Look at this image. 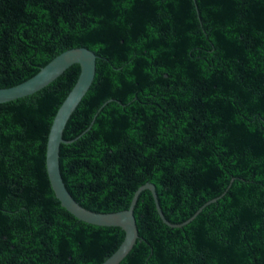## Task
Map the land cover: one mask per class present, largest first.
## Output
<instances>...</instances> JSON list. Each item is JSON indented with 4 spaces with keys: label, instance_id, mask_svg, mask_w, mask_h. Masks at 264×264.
I'll return each mask as SVG.
<instances>
[{
    "label": "trees",
    "instance_id": "trees-1",
    "mask_svg": "<svg viewBox=\"0 0 264 264\" xmlns=\"http://www.w3.org/2000/svg\"><path fill=\"white\" fill-rule=\"evenodd\" d=\"M96 55L68 120L59 166L95 213L143 191L139 238L120 264H264V0H0V88L73 48ZM80 73L0 104V264H102L118 227L61 207L45 154L53 118Z\"/></svg>",
    "mask_w": 264,
    "mask_h": 264
},
{
    "label": "water",
    "instance_id": "water-1",
    "mask_svg": "<svg viewBox=\"0 0 264 264\" xmlns=\"http://www.w3.org/2000/svg\"><path fill=\"white\" fill-rule=\"evenodd\" d=\"M72 65H78L80 73L73 88L58 108L48 134L45 163L52 190L61 207L81 222L100 226L118 227L124 232V240L118 249L110 255L102 264H120L133 249L138 236L134 207L139 195L143 191H149L157 214L161 221L169 228H182L193 221L198 214L208 205L215 203L221 196L214 198L199 208L188 220L181 224L170 223L163 215L158 203L155 186L146 183L140 186L134 193L129 208L114 213H95L80 206L67 191L60 173L59 151L61 144L72 141L63 139L65 126L73 112L89 90L96 73V55L87 48L69 49L53 58L47 65L42 67L33 77L10 88H0V104L8 103L33 95L48 84L56 80Z\"/></svg>",
    "mask_w": 264,
    "mask_h": 264
}]
</instances>
